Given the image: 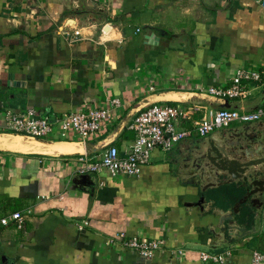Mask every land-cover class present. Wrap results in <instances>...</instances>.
Listing matches in <instances>:
<instances>
[{"label": "crops", "instance_id": "obj_1", "mask_svg": "<svg viewBox=\"0 0 264 264\" xmlns=\"http://www.w3.org/2000/svg\"><path fill=\"white\" fill-rule=\"evenodd\" d=\"M238 67L264 75V0H0V133H7L5 110L32 108L53 120L83 103L117 97L111 124L84 141L87 159L101 150L89 149L109 141L119 153L128 150L129 124L150 103L196 108L180 122L189 129L218 108L254 109L262 82L247 83L243 99L202 93L228 84ZM243 125L264 132L258 120L233 121L211 134L234 141ZM203 138L191 132L166 152L153 149L136 176L88 173L92 190L70 188L80 156L0 150V217L28 211L20 228L0 227V264H218L198 253L225 249L231 253L223 264H249L251 250L264 253V193L255 220L252 213L233 214L254 232L212 240L215 210L223 209L203 192L217 186L201 192L206 181L191 167ZM122 231L163 243L142 258L109 242Z\"/></svg>", "mask_w": 264, "mask_h": 264}, {"label": "built area", "instance_id": "obj_2", "mask_svg": "<svg viewBox=\"0 0 264 264\" xmlns=\"http://www.w3.org/2000/svg\"><path fill=\"white\" fill-rule=\"evenodd\" d=\"M264 83V75L254 68L238 67L228 84L224 86H207L202 93L215 99H243L249 94L247 83ZM146 89L154 90V84L147 82ZM120 106L117 97L106 98L104 103H83L71 111L62 113L49 120L47 116H39L32 108L21 111H4V131L22 133L35 137H44L48 134L59 133L63 138L69 134L86 141L104 131L110 125L111 110ZM196 108L168 103H150L133 117L129 128L133 131V138L128 150L119 153L113 145H107L100 152L91 157L80 156L81 164L75 170L78 173H104L106 176H136L141 167L150 157L151 151L158 148L166 152L175 143L188 137L194 132L198 137H206L216 129L227 127L231 122H253L264 120V101L250 111L229 108L215 109L208 116H201L192 122V128L180 126V122L189 118L190 112ZM28 211H12L0 217V227L13 224L20 228ZM86 222L76 225L80 230ZM122 249L136 252L142 258H149L161 246L163 241L158 238L144 239L136 235H127L117 232L109 238L115 241ZM180 254L181 249H176ZM230 249L218 253L200 251L198 257L203 262L223 264L230 256ZM264 263V253L255 249L250 252L249 264Z\"/></svg>", "mask_w": 264, "mask_h": 264}, {"label": "water", "instance_id": "obj_3", "mask_svg": "<svg viewBox=\"0 0 264 264\" xmlns=\"http://www.w3.org/2000/svg\"><path fill=\"white\" fill-rule=\"evenodd\" d=\"M148 36L146 35L145 38L148 39ZM149 37L155 36L150 34ZM148 42L152 43L150 39H148ZM263 101L264 90L258 106ZM236 130H238L236 133L237 138L234 141L230 140V135L225 133L211 134L204 137L198 143L191 158V167L194 168L200 179L206 181L199 187L201 192L209 187L231 182H236L237 186L242 187L244 191L243 195L227 211L215 210L218 213L217 230L213 228L209 230L213 235L212 240L214 241L240 238L245 234L254 232L253 227H251L250 231H247L244 227L239 226L237 220L233 218V214L239 211L241 204L247 203L249 213L253 214L252 220H255L257 218V210L262 204L260 197L264 193V132L253 131V128L249 125H243ZM0 134L19 135L48 146L64 142L77 144L80 146L78 150L60 151L56 154L61 156L85 155L84 142L81 140L41 138L15 132H2ZM108 144H110V141L89 149V152L103 149ZM0 150L24 152L3 147H0ZM93 186L94 182L88 173H77L70 178V188L72 189L88 188L92 190ZM200 198L201 200L203 199L202 196Z\"/></svg>", "mask_w": 264, "mask_h": 264}, {"label": "bare ground", "instance_id": "obj_4", "mask_svg": "<svg viewBox=\"0 0 264 264\" xmlns=\"http://www.w3.org/2000/svg\"><path fill=\"white\" fill-rule=\"evenodd\" d=\"M0 146L18 151H36L45 153H58L60 151H73L75 144L57 143L52 146L42 145L41 143L19 135L0 134ZM79 147V146H78Z\"/></svg>", "mask_w": 264, "mask_h": 264}, {"label": "trees", "instance_id": "obj_5", "mask_svg": "<svg viewBox=\"0 0 264 264\" xmlns=\"http://www.w3.org/2000/svg\"><path fill=\"white\" fill-rule=\"evenodd\" d=\"M243 194L241 187L235 186L232 183L221 184L215 188H209L203 192V196L212 201L214 207L220 209H229L233 203L236 202ZM245 203L239 206V212L242 215L250 217L248 208L245 207Z\"/></svg>", "mask_w": 264, "mask_h": 264}, {"label": "rangeland", "instance_id": "obj_6", "mask_svg": "<svg viewBox=\"0 0 264 264\" xmlns=\"http://www.w3.org/2000/svg\"><path fill=\"white\" fill-rule=\"evenodd\" d=\"M216 131H218V129H216V130H214V132H216ZM41 138H50V139H55V137H54V135L53 134H48V135H46V136H44V137H41ZM63 137H61L60 138V136L59 135H57L56 136V139H62ZM78 138V137H77ZM76 139V138H75ZM100 152V150L97 152V153H99Z\"/></svg>", "mask_w": 264, "mask_h": 264}, {"label": "flooded vegetation", "instance_id": "obj_7", "mask_svg": "<svg viewBox=\"0 0 264 264\" xmlns=\"http://www.w3.org/2000/svg\"><path fill=\"white\" fill-rule=\"evenodd\" d=\"M192 169H194V168L192 167Z\"/></svg>", "mask_w": 264, "mask_h": 264}]
</instances>
